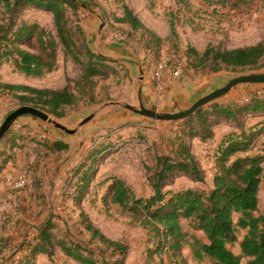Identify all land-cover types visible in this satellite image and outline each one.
Wrapping results in <instances>:
<instances>
[{"label":"rangeland","instance_id":"374dc122","mask_svg":"<svg viewBox=\"0 0 264 264\" xmlns=\"http://www.w3.org/2000/svg\"><path fill=\"white\" fill-rule=\"evenodd\" d=\"M125 1L147 27L165 40L160 48L153 46L147 49L140 32H134L129 25L115 20V16L121 15L118 0H77L78 17L72 15L71 27L76 33L77 27H82L86 46L93 45L97 38L96 15L104 24V50L124 47L148 66L150 77L159 68L167 76V68L181 63V76L171 80L181 92L186 90V84L197 86L220 73L240 74L264 70V60L261 68L235 70L223 67L214 71L211 64L201 66L194 59L191 62L188 58L189 48L203 53L210 44L236 48L264 43V3L259 0L241 5L235 12L215 4L217 0H189V6L176 3L175 0H157L155 4H150L149 0ZM211 1L214 3L208 4ZM82 3L87 7L82 6ZM171 23L175 27V37H170L169 34ZM17 24H35L56 36L53 16L43 10L23 9ZM77 37L79 40L82 38L79 33ZM34 43L36 42L32 45ZM120 43L123 45H119ZM32 45H24L23 48L38 53V47L33 48ZM108 65V73L95 79L92 93L82 97L75 90V83L81 78L83 69L71 57H66L61 49L58 51L57 68L38 78L19 73L12 61H4L0 66V84L56 90L69 85L77 94L78 101L65 108L63 117H58L36 107L31 101L21 99L17 93L0 87V126L11 112L21 106L39 108L71 127L105 102L125 99L134 103L136 95L130 66L110 61ZM168 90L159 93L158 105L170 103L169 95L162 100L164 95L170 93ZM255 94L263 95L264 87L242 89L241 92L232 93L201 110L216 104L247 103ZM194 116L182 122L166 123L164 126L143 118L111 116L91 123L84 131L82 146L73 139L71 148L66 151H58L52 147L58 139L48 134L47 129L51 130L52 127H46V123L29 117L18 120L0 142V264H82L67 256L58 246L52 249L51 255H30L36 244V236L46 227L54 235L55 242L61 240L68 245L80 243L93 248L95 258L100 263H103L102 258L109 261L112 251L97 241H91V234L81 223V211L107 238L128 246L125 256L117 255V258L124 260V264H147L146 232L118 205L103 203L102 196L107 184L102 182L111 177L120 178L126 181L138 197H149L153 193L150 178L155 174L157 157H173L181 139L186 141L198 162L203 181L196 182L185 174L177 173L165 183L163 191H179L191 187L212 189L217 150L226 135L239 130L235 124L221 121L216 125L212 124V138L206 141L191 138L188 135V123ZM262 121L264 113L242 119L246 129L259 126ZM77 146L78 152L75 151ZM259 152L264 154V135L259 137L249 154L256 155ZM91 157L96 160L93 181L77 207L74 202L75 185L79 178L76 170ZM262 165L264 168V160ZM9 174L25 176L26 186L15 190L9 183ZM258 201L259 209L256 214L263 216L264 171ZM234 218L237 222L238 215ZM182 226L185 232L190 233L191 228L187 222H183ZM245 233V230H239L238 241L229 245L235 254L239 253V243ZM162 258L167 260L165 254ZM183 259L186 264H209L207 260H195L188 250ZM155 261L159 262L158 255L155 256ZM247 262L244 258L242 264Z\"/></svg>","mask_w":264,"mask_h":264},{"label":"trees","instance_id":"16d2710c","mask_svg":"<svg viewBox=\"0 0 264 264\" xmlns=\"http://www.w3.org/2000/svg\"><path fill=\"white\" fill-rule=\"evenodd\" d=\"M121 4V15L115 20L127 24L137 33L147 49L160 48L164 39L147 27L134 13L125 0ZM155 4L157 0H149ZM207 2V0H203ZM253 0H217L215 4L231 10L247 5ZM264 3V0H259ZM176 3L190 5L189 0H175ZM214 2H208L213 4ZM36 8L49 12L53 16L56 36L33 24L18 25V16L23 9ZM79 6L71 0H0V66L4 61H12L17 72L38 78L57 68L58 51L71 57L83 69L81 78L76 81L80 96L90 95L95 79L105 76L110 66L96 56L85 43V32L77 27V33L71 27L72 15L77 16ZM79 33L80 40L77 37ZM174 24L171 23L170 37H175ZM34 45H32L33 42ZM38 47V53L23 46ZM2 50V52H1ZM188 58L198 65L211 64L214 71L223 67L235 70L261 68L264 60V43L228 49L208 45L203 53L189 48ZM197 66V65H196ZM194 66V67H196ZM0 87L15 92L21 99L34 103L36 107L58 117L65 115V108L77 103L78 96L69 85L56 89H37L26 85L0 84ZM264 113V94H255L243 104H216L209 109L200 110L188 123V135L206 141L212 138V124L226 122L235 124L239 132L226 135L215 156L216 173L213 176V188H186L179 191H163L165 183L177 173L185 174L196 182H202V172L186 141L180 139L175 155L158 156L156 171L150 178L153 193L149 197H138L125 180L111 177L102 183L107 184L102 196L104 204L118 205L137 223L147 236V264H186L183 250L189 247L193 257L199 262L207 260L209 264H264V215H257L259 209L258 193L264 171V154H249L260 136L264 135V121L259 126L246 129L242 119ZM215 119V120H214ZM52 147L66 151L69 146L55 141ZM247 154L246 156H243ZM95 157L82 162L76 170L79 176L75 185L74 202L78 207L90 189L93 181ZM238 215L237 222L234 216ZM83 227L91 234V241H97L111 250L110 260L100 263L95 258L93 248L73 243L54 241V235L46 227L36 236V244L31 256L52 254L58 246L67 256L82 264H124L117 255L125 256L128 246L120 241L107 238L88 216L81 211ZM202 232L206 242L196 234L183 230L182 223ZM239 230L246 235L239 243L241 254H235L229 245L238 241ZM167 256V260L162 255ZM29 255V257H31ZM159 256L156 263L155 256Z\"/></svg>","mask_w":264,"mask_h":264},{"label":"water","instance_id":"95a60500","mask_svg":"<svg viewBox=\"0 0 264 264\" xmlns=\"http://www.w3.org/2000/svg\"><path fill=\"white\" fill-rule=\"evenodd\" d=\"M72 1L76 2L77 0ZM81 5L87 7L83 3ZM91 12L95 14L93 10ZM94 16L98 20L96 29L97 38L93 45L89 44L88 47L96 56L105 61L120 62L130 66L133 73L132 79L134 82L136 101L133 103L121 99L105 102L82 117L78 124L71 127L52 118L47 112L39 108L21 106L11 112L1 123L0 142L18 120L29 117L41 123H46V127H52L51 130L47 129L48 134L54 136L62 143H64L63 141L68 142L67 145L69 148H71L72 142L75 139L78 141V145L82 146L84 131L87 127L91 123L104 118L126 115V117L155 121L158 125L164 126L166 123L182 122L190 119L202 108L218 102L230 96L232 93H239L242 89L264 87V70L240 74L220 73L206 79L197 86H191L185 83L186 90L184 92L178 90V86L174 84L171 87L170 93L162 97V100H164L169 95L170 103L167 105H158L157 93L151 89V82L149 83L146 80L148 66L124 47H118L114 50H104L105 45L102 39V28L104 24L99 17ZM119 45L122 46L123 43ZM77 147L76 152L79 150V146Z\"/></svg>","mask_w":264,"mask_h":264},{"label":"built area","instance_id":"2783aa9c","mask_svg":"<svg viewBox=\"0 0 264 264\" xmlns=\"http://www.w3.org/2000/svg\"><path fill=\"white\" fill-rule=\"evenodd\" d=\"M167 74L170 78H178L181 76V70H182V64L181 63H176L173 68H167ZM153 77V82L155 85V89L158 91V93H163L166 89V75L165 71L161 68L155 71ZM8 180L11 186L15 190H21L23 189L26 184L27 180L25 176L23 175H15V174H9L8 175Z\"/></svg>","mask_w":264,"mask_h":264},{"label":"crops","instance_id":"0c3cea01","mask_svg":"<svg viewBox=\"0 0 264 264\" xmlns=\"http://www.w3.org/2000/svg\"><path fill=\"white\" fill-rule=\"evenodd\" d=\"M159 1H161V0H158V2ZM150 2V1H149ZM172 2H174V1H172ZM156 3H157V1H156ZM151 4V3H150ZM131 8V7H130ZM132 9V8H131ZM231 10V9H230ZM231 11H233V12H235L236 10H231ZM135 13V12H134ZM136 14V13H135ZM137 15V14H136ZM171 28V27H170ZM170 33H171V29H170ZM169 33V34H170ZM168 34V35H169ZM161 37V36H160ZM162 38V37H161ZM258 44V43H257ZM251 45H256V44H251ZM249 46V45H248ZM236 48H240V47H236ZM228 49H235V48H228ZM149 70L150 69H148V71H147V78H146V80H147V82H151V89L154 91V92H156L157 93V96L159 95V93H158V91L155 89V87H154V82H153V80H152V77H150V75H149ZM171 80H174V79H172V78H170L168 75L166 76V81H167V84H166V89H165V91L166 90H168L170 87H173L174 86V81H171ZM171 90H168V92H170ZM166 93V92H165ZM159 97V96H158ZM157 101H158V98H157ZM58 141V140H57ZM65 144H68V142H65V141H63ZM212 184H213V182H212ZM212 188H213V186H212ZM189 232L191 233V234H196L199 238H201V239H203L205 242L207 241L206 240V237H205V235L202 233V232H196V231H194V230H189ZM200 235H202V236H200ZM245 235H246V233H245ZM244 235V236H245ZM244 236H243V238H244ZM204 237V238H203ZM243 238H242V240H243ZM242 240H240V242L242 241ZM239 248H240V245H239ZM190 251L191 252V254H192V251H191V249L189 248V247H186V248H184V250H183V257H185V252L186 251ZM238 254H241V249H239V253ZM185 259V258H184ZM247 260H249L248 258H246Z\"/></svg>","mask_w":264,"mask_h":264}]
</instances>
